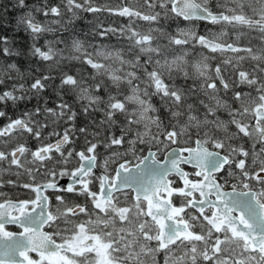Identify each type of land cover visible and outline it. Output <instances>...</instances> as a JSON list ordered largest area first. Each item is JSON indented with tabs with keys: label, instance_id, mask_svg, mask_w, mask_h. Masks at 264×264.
<instances>
[{
	"label": "snow or ice",
	"instance_id": "1",
	"mask_svg": "<svg viewBox=\"0 0 264 264\" xmlns=\"http://www.w3.org/2000/svg\"><path fill=\"white\" fill-rule=\"evenodd\" d=\"M0 264H264V0H0Z\"/></svg>",
	"mask_w": 264,
	"mask_h": 264
},
{
	"label": "trees",
	"instance_id": "2",
	"mask_svg": "<svg viewBox=\"0 0 264 264\" xmlns=\"http://www.w3.org/2000/svg\"><path fill=\"white\" fill-rule=\"evenodd\" d=\"M18 36H19V39L21 40V43H24L25 42L24 34L23 33H19ZM20 62H21L22 66H26V61L23 58L21 59ZM32 103H35V101H33ZM28 106L30 107L31 105L29 104ZM20 107L23 108L24 105L22 104Z\"/></svg>",
	"mask_w": 264,
	"mask_h": 264
},
{
	"label": "flooded vegetation",
	"instance_id": "3",
	"mask_svg": "<svg viewBox=\"0 0 264 264\" xmlns=\"http://www.w3.org/2000/svg\"><path fill=\"white\" fill-rule=\"evenodd\" d=\"M8 230H10V231H17L18 229H16L15 226H8Z\"/></svg>",
	"mask_w": 264,
	"mask_h": 264
}]
</instances>
